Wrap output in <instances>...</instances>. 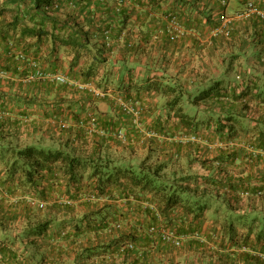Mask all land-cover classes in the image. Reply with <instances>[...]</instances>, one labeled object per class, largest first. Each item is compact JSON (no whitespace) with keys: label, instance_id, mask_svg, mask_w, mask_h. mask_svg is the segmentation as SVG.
<instances>
[{"label":"trees","instance_id":"1","mask_svg":"<svg viewBox=\"0 0 264 264\" xmlns=\"http://www.w3.org/2000/svg\"><path fill=\"white\" fill-rule=\"evenodd\" d=\"M214 1L217 2L216 5L219 4L216 14L209 5H201V0H0V72L7 73L11 78H18L19 90L23 86L26 92L35 88L39 91L45 90L46 84H38L37 81L28 84L29 86L23 83L31 67L29 62L17 59L15 52L22 51L37 60L42 69L56 73L66 72L74 81L82 85H95L107 93L108 80H104L103 84L100 77L103 71H106L104 68L107 61L116 56L113 43L119 46L121 41H124L126 48L131 43L127 42L131 37L130 30L127 35H123L129 24L133 27V23L137 25L141 15H147L146 18L150 19L142 25L144 29H149V22L156 21L157 14L164 17L166 22L171 21V16H176L179 24L176 29L168 25L164 29V33L176 46L180 42L185 43L187 38H191L193 44L198 47L203 46L202 39L207 37H210L209 40L213 44L222 36L221 32L215 31L222 28L229 4L228 0ZM246 9L247 6L242 12ZM149 36L145 37L147 41L151 40ZM72 55L68 66H65L64 57ZM88 55L92 57L90 62L84 59V56ZM210 56L212 65L209 68V87H203L202 82L196 83L195 93L180 90L177 96L171 99L169 91L175 89L169 85L162 87L168 97L165 105L168 109L172 108L167 112V118L173 121L169 131L163 127L159 133L165 136L175 134L173 136L178 137L180 149L176 151L178 157L175 156L174 160L161 159V154L155 151L150 153L142 165L123 166L108 157L97 159L93 153H80L75 147L67 150L36 144L14 145L11 128L16 130L21 125L20 117L36 116L33 107L37 105L44 106L42 116L45 118L51 113L46 111V101L43 102L37 94L22 97L0 90V208L14 204L46 205V219L44 223L42 219L39 220L41 224L37 229L46 228L47 232L50 226L59 220L60 214L65 213L62 206L70 203L92 204L98 199L108 197L116 187L128 191L125 198L155 205L152 209L148 205L139 213L147 218V226L133 225L130 221L132 217H121L128 221L127 232L115 238L113 245L124 246L125 255L140 253L141 257L148 260L150 254H153V248L158 245L157 240L166 242L161 230L167 229L179 235L197 234L206 239L205 243L209 238L211 243L205 244L199 240L198 245L201 248L205 244L210 252L222 251L246 258L245 260L254 259L256 264H264V260L258 255H253L256 252L264 254V244H260L261 240H264V232L255 233L252 227L245 232L244 229L238 228L237 220L233 218L235 208L240 207L239 195L249 193L251 196L255 192V195L260 196L258 192L263 187L260 178L252 179L259 177L258 174L249 173L245 177H237L235 173L236 166L249 167L254 171L258 167L259 158L256 159L249 148L264 149V130L253 132L254 135H259L258 145H254L253 138L247 137L243 139L248 143L247 147L239 148L236 139L241 133L235 132V125L240 122L264 124V116L256 118L250 114L252 107L246 100L251 98L264 107V86H254L251 84L252 80H249L245 88L238 93V87L243 86L246 81L242 76L243 72H240L238 86H229L230 90L222 87V82L217 77L218 64H221L220 56L216 52H212ZM179 57L182 58V55ZM200 58L202 59L201 55ZM183 69L185 70L179 68L180 71ZM116 70L121 74L125 72L122 68ZM2 81L0 78V87ZM73 87L64 86L62 89ZM78 89L76 91H85L80 100L66 103L63 98L55 99L51 103L48 102L47 107L52 111L53 117L60 118L59 120L63 117L71 118L72 126L82 129L93 124L87 113L93 114L95 110L98 112V102H107V99H100L88 88ZM123 95L120 97L127 101H139L141 104V99ZM202 101L212 106V113H205L208 115L206 119L191 113L192 104L196 107ZM219 104L225 109H241L242 116L237 112L216 113L214 107ZM108 107L110 111H100L96 121L102 128H108L112 132L120 133L126 129L124 133L130 146L129 155L133 156L137 152V145L144 141L141 139L142 132L135 129L125 107L114 101H110ZM70 133L73 136L72 130ZM249 133L250 131L247 134ZM76 134L79 142L88 138L83 130L77 131ZM193 136L196 139L193 140ZM181 138L187 140L180 141ZM239 156H242V162L236 165ZM191 165L194 166L195 173L207 174L181 177L174 179L175 182L161 175L164 171L173 172L174 175L183 173V167ZM128 186L129 190H126ZM146 191L152 196L143 194ZM226 193L233 195L228 196ZM209 205L214 209L212 225L204 228L203 213ZM173 211H176V216L181 213V218H173ZM142 229H145V233H141ZM252 234H255L253 238Z\"/></svg>","mask_w":264,"mask_h":264},{"label":"crops","instance_id":"2","mask_svg":"<svg viewBox=\"0 0 264 264\" xmlns=\"http://www.w3.org/2000/svg\"><path fill=\"white\" fill-rule=\"evenodd\" d=\"M228 2L227 17L223 20L222 28L219 31L222 36L217 39L216 43L212 44L209 40L210 37H207L202 39L203 46L198 47L193 44L191 38H187L185 43L180 42L176 46V43L164 33V29L167 25L172 29H176L177 25H173L171 21L166 22V19L158 14L155 15L156 21L149 22L150 30L144 29L142 25L143 22L145 23L150 19L146 18L147 15H141L138 18L139 26L138 22L135 25L130 21L133 23V27L129 24L123 34L124 36L127 35L128 30H130L129 35L131 37L127 39V42L131 41V43L127 45V48L124 41H121L122 44L119 46L113 43L115 45V51L113 52L116 56L107 61V66L105 65L106 67L104 68L106 71H103L100 77L103 84L104 80H108V92L105 93L102 88L98 87L91 90L100 99H107L108 103L115 100L117 104V99L115 98L123 94H125L123 96L129 95V98L133 97L132 99H141L143 108L140 118L141 123L139 124L140 126H134L136 127L135 129L142 132H140L141 139L144 141L137 145V152L133 156L132 154L129 155L130 146H128L129 143L125 137H122L123 139L120 138L119 133L112 132L108 128H102L96 121L100 116V111L105 113L110 111L107 102H98V112L95 110V113L91 115L93 120L91 127L84 126V129H81L70 124L69 128L64 131L69 134V137L65 140H60L61 145L59 148L70 150L75 147L80 150L76 132L83 130L88 134L91 133L90 148H92L94 158L97 159L108 157L111 161L123 166L128 164L142 165L146 158L150 156V153L156 151L161 154V159L169 160L173 158L174 160L175 156L178 157L176 151L180 149L178 137L173 136L175 134L165 136V134L159 133L163 127L168 128L167 130L169 131L170 123L173 121L167 118V112L172 110V108L168 109V106L165 105L168 97L162 87L163 85H169L175 89V92L169 91L170 99L177 96L180 90H184L185 93H195L196 83L202 82L203 87H209L211 78L209 68L212 65L210 55L212 52H216L220 56L221 64H218L217 77L222 82V87L229 89V86H238L240 84L238 79V76L241 75L239 74L240 72H243L242 76L245 77L246 81H244L243 86L238 87V93L245 88L249 80H252L251 84L254 86H264V18L256 14H242V10L246 6L248 8L249 4L264 9V0H228ZM216 3L214 0H201L200 2L201 5L212 7L214 9L212 12L215 14L219 8V4L217 6ZM147 35H150L148 37L151 39L150 41L146 40L147 38L145 37ZM179 51H181L182 58L179 57ZM200 51H202L201 54ZM72 58L73 55L68 56V58L65 56L63 64L68 66L69 60ZM84 59H88L89 62L92 61V57L89 55L84 56ZM213 60H215L214 57ZM180 67L185 68V70L180 71ZM114 68H122L123 72H125L121 74L116 69L114 71ZM8 80V82L2 81L4 85L0 87L2 92L22 97L33 95L31 92L25 91V86L19 90L18 84H20V81L16 77ZM76 92L80 93L81 96L85 95V91L70 92L69 90H63L62 92H57V95L55 93L48 94V97H50L48 102L51 103L55 99L60 98L65 99L66 103H70L72 100L78 101L81 96L74 97ZM246 100L249 101L252 107L250 114L256 116V118L264 116L263 105L251 98ZM214 109L219 114L243 113V111H240L241 109L230 110L222 108L221 104L215 106ZM211 110L212 106L202 101L198 103L195 110H192L191 113H196L198 117L202 116L201 118L206 119L208 115L205 113L211 114ZM128 117L134 124L131 115ZM67 119L71 121V118ZM131 127L133 128V125ZM71 130L74 132L73 136L70 133ZM125 130L122 131L125 132ZM260 130H264V124L255 122L237 123L235 132L241 133L236 139L237 146L246 148L248 143L243 139L247 137L253 138L255 141L254 145H258L259 135H254L253 132L256 131L258 133ZM248 131H250L249 134H247ZM14 132L15 129L11 128V133L14 134ZM17 137L19 138L20 136L17 135ZM17 137H15L16 144H21ZM184 140L180 139V141ZM152 149H154L153 152ZM249 150L251 153L253 152L252 154L256 159L259 158L258 167L254 171V169H249V167L236 166L235 175L237 177H245L249 173L258 174L259 177L252 179L260 178L263 187L258 192L260 196L255 195V192L251 196L249 193L239 195L241 197L240 207L235 208L233 218H236L238 228L244 229L243 231L248 232L249 228L252 227L255 229V233H259L261 231L264 232V149L250 147ZM241 162L242 156H239L236 165ZM193 168L194 166L192 165L185 166L183 167V173L178 172L174 175L173 172L165 173L164 171L161 175L163 177L166 176L169 181L175 182L174 179L181 177L207 174V172L195 173ZM127 183L129 182L127 181ZM126 190H129V186L126 187ZM126 193L128 191L115 187L113 193L111 192L108 197L98 199L92 204L70 203L62 206V210L65 213L60 214L59 220L55 221L47 232L46 228L37 229L40 226L39 224H41L39 220L42 219L41 221L44 223L46 219V205L33 204L27 206L14 204L0 208V264H256L254 259L249 261L245 260L246 258L236 257L234 254H227L222 251L218 253L210 252L205 246L206 243H211L210 239L208 238L205 243L204 240L206 241V239L204 237L196 238L195 240L191 238L184 241L182 247H174L167 244V242L157 240L158 245L154 248L152 247L153 254H150L148 260L141 257L140 253L139 255L134 253L133 256L125 255L124 246L113 245L115 238L127 232L128 221L126 222L121 217H132L130 221L133 225L147 226L149 224L147 218L139 213L146 209L148 205H150L151 209L155 206L150 204V202L143 203L140 200L125 198ZM143 194L147 197L152 196L148 191ZM226 195L232 196L233 194L226 193ZM201 204L205 205L202 202ZM208 207L202 218L204 228L212 223L213 218L212 211L214 209L211 208V205ZM155 209L157 211V208ZM7 211L11 213L5 214ZM175 212L173 211L172 214L174 215L172 217L180 219L181 213L176 216ZM138 214L139 216L137 217L136 215ZM135 217L136 220H134ZM221 221L223 222V220ZM142 232L145 233V229H142ZM254 235L252 234V238ZM262 238H264V234ZM199 240L205 243L201 248L198 245ZM260 244H264L263 239ZM253 255H258L260 259L264 260L263 253L256 252Z\"/></svg>","mask_w":264,"mask_h":264},{"label":"rangeland","instance_id":"3","mask_svg":"<svg viewBox=\"0 0 264 264\" xmlns=\"http://www.w3.org/2000/svg\"><path fill=\"white\" fill-rule=\"evenodd\" d=\"M48 71H50V70H48ZM58 73H61V74L67 76L66 72L65 73L64 72H58ZM67 77L74 81V79H72L71 77H69V76H67ZM0 78L3 79V81L8 82L9 81L8 79L11 77L8 76V77H0ZM74 82L78 83V84L77 85H68V84H59V83H55V82H49L52 84L48 86L49 83L48 82L46 83V81L37 82L38 84H46V89L45 90L41 89L39 91L37 88H35L34 90H31L29 92H31L32 94H37L38 96H40V99L43 102L46 101V111H50L51 115H49V114L46 115V118L44 116H42L43 110L45 108L43 105L42 106L37 105V106L33 107V110L36 113V116H31V117L29 116L27 118H26V116L20 117V119H21L20 124L21 125L15 130V132H14L15 135L12 133L14 136L12 143L14 145H16V143H17V141H15L16 140L15 137H17V135H19L22 138V140H21L20 137L19 138L17 137V139L21 143V144H19V146L20 145L23 146V145L36 144V145H39L42 147H49V148H55V149H58L60 147V145H61L60 140L61 139L65 140V139H67V137H69V134L63 132L62 130L68 129L70 124L72 123V120L70 121L64 117L61 120H59L60 118L53 117L52 111L47 107L48 101H50V97H48V94L55 93L57 95V92H59V91L62 92L64 90V89H62L64 86H66V87L68 86L70 88L73 86H76V87H73L72 89L68 88V90L70 92L71 91L75 92L76 89L80 88V85H82V84L80 82H76V81H74ZM23 83L26 86H29L28 85L29 83H25V82H23ZM2 86H4V85L1 84V87ZM83 86H85V88H88L90 90L94 89L96 87L95 85H84V84H83ZM80 89H84V88H80ZM80 89H78V90H80ZM91 91L95 94V92L93 90H91ZM46 96H47V100H46ZM75 96L80 97L81 95H80V93L76 92L74 94V97ZM114 98H115V96H114ZM115 99H117V104L122 105V106H123V104H129V103H136L137 102L135 100L127 101L123 97H118V98L116 97ZM113 101L115 102V100H113ZM139 107L141 109H143L142 104H139ZM78 108L79 107L77 106V110H78ZM192 109L195 110L194 104H192ZM87 114H88V117L90 119H92V116H90V115H92V113L88 112ZM12 116H15V115H12ZM134 125H136V124L134 123ZM89 126L91 127L92 125L90 124ZM86 134H87L88 138L85 139L84 141H80L78 144V147H80L79 152L80 153L83 152L84 154H87V155H92V150H91L92 148H90L91 147L90 146L91 139H92L91 133H89V134L86 133ZM192 138L196 139L194 136ZM199 141H201V140H199ZM87 145H88V147H87Z\"/></svg>","mask_w":264,"mask_h":264},{"label":"built area","instance_id":"4","mask_svg":"<svg viewBox=\"0 0 264 264\" xmlns=\"http://www.w3.org/2000/svg\"><path fill=\"white\" fill-rule=\"evenodd\" d=\"M56 6L58 7L57 4H56ZM242 14L243 15L256 14L257 16L264 18V9H260L259 7L255 6L253 4H249L248 8ZM171 17H172L171 23L173 25L178 26L179 24H178L177 17L176 16H171ZM215 32L217 33L219 31L216 30ZM0 51H2V50L0 49ZM15 53H16L17 59H19L21 61L25 60V61L30 63L31 69L27 72V74L25 75L26 77H24V79H23V81L25 83L30 84V83H33L34 81H37V82L46 81V82H55V83H59V84H68V85H77L78 84V83H75L70 78H68L66 75H63V74L58 73V72L56 73V72H51V71L42 69L37 60L33 59L32 57L27 56L22 51H17ZM8 76L9 75L7 73L0 72V77H8ZM80 88H85V86L80 85ZM139 104H140L139 102L123 104V107L126 108V111L129 113V115H131V117L133 118V121L136 125H139L141 123L140 118H141L142 109L139 107ZM119 136H120V138L125 137V133L123 131H120ZM192 139L194 140V138H192ZM161 233H162L164 241H166L167 243H169L175 247H182L184 241H187L193 237L198 238V239L201 238L197 234L196 235L194 234L193 236H190V235L187 236L184 234L179 235V234H175L173 231L167 230V229H162Z\"/></svg>","mask_w":264,"mask_h":264}]
</instances>
